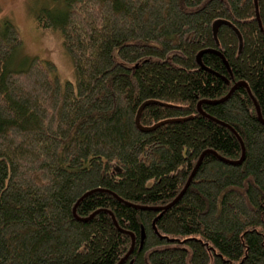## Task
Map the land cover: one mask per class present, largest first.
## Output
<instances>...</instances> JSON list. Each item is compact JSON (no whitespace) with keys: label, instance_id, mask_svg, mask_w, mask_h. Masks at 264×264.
I'll use <instances>...</instances> for the list:
<instances>
[{"label":"trees","instance_id":"1","mask_svg":"<svg viewBox=\"0 0 264 264\" xmlns=\"http://www.w3.org/2000/svg\"><path fill=\"white\" fill-rule=\"evenodd\" d=\"M62 1L74 83L0 22V264H264V0Z\"/></svg>","mask_w":264,"mask_h":264},{"label":"rangeland","instance_id":"2","mask_svg":"<svg viewBox=\"0 0 264 264\" xmlns=\"http://www.w3.org/2000/svg\"><path fill=\"white\" fill-rule=\"evenodd\" d=\"M62 0H0V22L10 20L22 38L19 54L10 64L12 70L25 68L32 58L53 61L63 81L75 82L74 68L59 30H43L37 16L44 9L62 8Z\"/></svg>","mask_w":264,"mask_h":264},{"label":"water","instance_id":"3","mask_svg":"<svg viewBox=\"0 0 264 264\" xmlns=\"http://www.w3.org/2000/svg\"><path fill=\"white\" fill-rule=\"evenodd\" d=\"M255 5H256V11H257V19H258V21H259V24H260V26H261V20H260V15H259V7H258V0H255ZM223 24H229V23H227V22H225V21H217V22H215L214 23V25H213V32H214V36L215 37H217V34H218V30H219V28H220V26L221 25H223ZM241 38V37H240ZM201 55L202 54H200L199 56H198V63L202 66V62H201ZM235 90V88L231 91V93L233 92ZM230 93V94H231ZM230 96V95H229ZM229 96L228 97H226L225 99H223V100H221L220 102H224L225 100H227L228 98H229ZM149 104H153V102H147V103H145L144 105H142L141 106V108L139 109V112H138V115H137V118H136V125H137V127H138V129L140 130V131H142V132H151V131H154L155 129H157L158 127H160V126H162V125H165V124H168V123H175V122H180V121H182V120H168V121H164V122H161V123H159V124H157V125H155V126H153V127H143L142 125H141V116H142V112H143V110H144V108L147 106V105H149ZM199 110H200V112H202L201 111V104L199 105ZM263 124H264V122H263ZM245 155V152L243 153V157H242V159L239 161V162H229L230 164H241L242 163V161L244 160V156ZM200 165V164H199ZM198 165V166H199ZM198 166H197V168H198ZM197 168H196V170H197ZM196 172V171H195ZM194 176V174L192 175V177ZM192 177H191V179H192ZM190 179V180H191ZM189 184H190V181H189V183H188V185H187V187L189 186ZM186 187V188H187ZM183 195V193L176 199V201H174V203L173 204H175L180 198H181V196ZM172 204V205H173ZM172 205H170L169 207H171ZM168 207V208H169ZM167 209V208H166ZM74 212H76V209H75V211ZM122 264V263H121ZM131 264H133V262L131 263Z\"/></svg>","mask_w":264,"mask_h":264}]
</instances>
